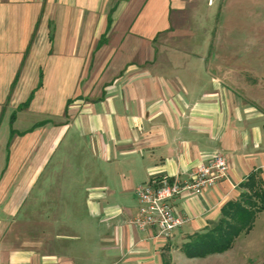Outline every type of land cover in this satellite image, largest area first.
<instances>
[{"label":"crops","instance_id":"obj_1","mask_svg":"<svg viewBox=\"0 0 264 264\" xmlns=\"http://www.w3.org/2000/svg\"><path fill=\"white\" fill-rule=\"evenodd\" d=\"M190 2L0 0V264H264V210L225 252L182 250L191 234L218 224L252 172L264 182V42L241 55L217 22L199 40L203 50H191ZM65 142L94 165L83 182H95L82 184L98 218L93 250L59 229L60 202L48 193L41 230L22 237L28 222L14 226ZM215 152L228 160L226 176L172 199L184 222L170 238L131 223L138 185L188 177Z\"/></svg>","mask_w":264,"mask_h":264},{"label":"rangeland","instance_id":"obj_2","mask_svg":"<svg viewBox=\"0 0 264 264\" xmlns=\"http://www.w3.org/2000/svg\"><path fill=\"white\" fill-rule=\"evenodd\" d=\"M263 1L255 4L254 1L252 3L250 0V8H245L248 3L247 0H234L236 8H229L231 0H212L210 3L209 0H191L189 4V10L191 11L189 23L194 29H198L195 30L196 34L193 36L195 44H192L190 49L198 52L200 49L203 50L200 44L203 37H209L211 26L221 22L225 24L224 37L238 40L237 49H239L238 52L241 55L246 56L248 53L255 52L250 43L255 41L264 42V8L260 7L264 4ZM221 5H224L225 8H220ZM243 5L244 8H240ZM199 40L201 41L199 42ZM260 47L262 46L258 48ZM212 50L215 51L214 46ZM205 52H207V49ZM60 166L67 168L66 172H68L57 176L53 171L54 168ZM93 166L89 155L85 152L80 151L77 153L74 150L67 152L65 142L49 162L48 169L38 180L15 219V228L28 222L25 231L23 228L21 229L20 235L29 237L32 234L35 235L34 232L42 229L39 217L40 214L43 215L45 212H49L42 202L43 197L45 198L46 193H48L46 196L49 200L60 202L58 205H54L53 212L54 215L58 214L64 220L63 226L59 229H62L64 234L69 233L68 235L79 236V239L75 241V246L79 250L83 251L87 248L93 250L100 231L97 225L98 218L91 215L87 202L89 192L82 186L85 182H83L84 174ZM72 168L78 170L76 169L71 174ZM74 178H78V183L82 187L73 188L78 185L77 182L73 181ZM94 179V176L91 175L84 185L95 182L96 179ZM56 191L60 192V196L51 197ZM29 218L32 221H27ZM24 219L26 221H23Z\"/></svg>","mask_w":264,"mask_h":264},{"label":"built area","instance_id":"obj_3","mask_svg":"<svg viewBox=\"0 0 264 264\" xmlns=\"http://www.w3.org/2000/svg\"><path fill=\"white\" fill-rule=\"evenodd\" d=\"M212 1V0H211ZM229 169L226 156L215 152L207 163H200L185 178L173 180H151L136 187L139 201L138 213L131 223L141 230L154 228L157 236L170 238L184 218L179 215L171 201L182 192L202 193L207 187H214L225 177Z\"/></svg>","mask_w":264,"mask_h":264},{"label":"trees","instance_id":"obj_4","mask_svg":"<svg viewBox=\"0 0 264 264\" xmlns=\"http://www.w3.org/2000/svg\"><path fill=\"white\" fill-rule=\"evenodd\" d=\"M239 198L227 201L215 227L191 234L182 245L189 258H204L229 250L243 233H249L264 210V182L259 172H252L242 183Z\"/></svg>","mask_w":264,"mask_h":264}]
</instances>
